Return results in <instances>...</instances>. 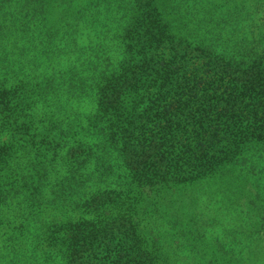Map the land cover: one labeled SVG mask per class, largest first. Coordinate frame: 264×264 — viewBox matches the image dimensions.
Instances as JSON below:
<instances>
[{
    "label": "trees",
    "instance_id": "16d2710c",
    "mask_svg": "<svg viewBox=\"0 0 264 264\" xmlns=\"http://www.w3.org/2000/svg\"><path fill=\"white\" fill-rule=\"evenodd\" d=\"M145 1L0 0V264H264V0Z\"/></svg>",
    "mask_w": 264,
    "mask_h": 264
},
{
    "label": "rangeland",
    "instance_id": "374dc122",
    "mask_svg": "<svg viewBox=\"0 0 264 264\" xmlns=\"http://www.w3.org/2000/svg\"><path fill=\"white\" fill-rule=\"evenodd\" d=\"M22 1H27V0H22ZM125 4L123 5V10L125 9L126 11H123V18H125V16H127L129 12V7L131 5H134L135 0H125ZM199 1V5H211L214 0H198ZM148 1L145 0H141L140 2V8L144 7L145 11L148 9L149 5H147ZM142 5V7H141ZM139 8V7H138ZM137 9V8H136ZM117 11L120 12V9L118 8V10H112V14L109 15L107 18H109V23L107 24V36L105 37L104 40H101L98 44L96 45H92L93 50L95 52V55L98 54V66H99V71H103L106 70L108 65L110 64H115L118 60V55H119V48L117 45V38L118 35H120L121 33V28L124 25V23H132V20H130V17H126V19H121V15L119 14L117 15ZM121 19V20H120ZM145 19V18H143ZM121 21V22H119ZM94 42V40H92V43ZM92 50V49H91ZM226 183V182H225ZM228 183V181H227ZM230 185V183H229ZM145 193L149 196L152 195V190L147 189L145 191ZM188 194L189 192L187 190L183 191L181 193V195L183 196L182 198L180 197V199H177L176 201H174L176 204L183 202V200H187L188 199ZM255 195V192L252 188V186L250 184L246 185V188L243 192H241L238 197L235 195L236 197V201H238V203H233V211H242V215L245 213V211L247 210V203L248 202H252L254 201L253 199ZM255 205V204H254ZM252 206H250V208H248L252 215H258V219L256 220V223L254 224L255 226V230H260V236H259V240L263 241L264 240V213L262 212V210H255L251 208ZM184 208L187 210V212L190 211V205L185 204L184 203ZM258 208V207H255ZM231 211V210H230ZM234 218V217H233ZM263 248H264V243L262 244Z\"/></svg>",
    "mask_w": 264,
    "mask_h": 264
}]
</instances>
